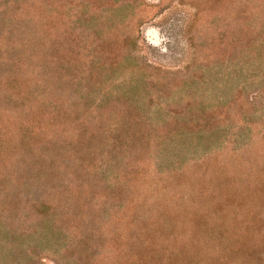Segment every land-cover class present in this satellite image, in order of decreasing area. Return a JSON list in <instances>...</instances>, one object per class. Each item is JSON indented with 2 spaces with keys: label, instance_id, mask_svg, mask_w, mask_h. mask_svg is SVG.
I'll return each instance as SVG.
<instances>
[{
  "label": "rangeland",
  "instance_id": "rangeland-1",
  "mask_svg": "<svg viewBox=\"0 0 264 264\" xmlns=\"http://www.w3.org/2000/svg\"><path fill=\"white\" fill-rule=\"evenodd\" d=\"M0 264H264V0H0Z\"/></svg>",
  "mask_w": 264,
  "mask_h": 264
}]
</instances>
